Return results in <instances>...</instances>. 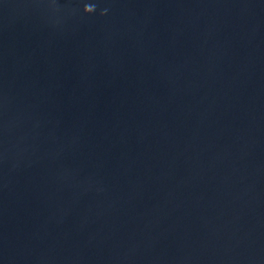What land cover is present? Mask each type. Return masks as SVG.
I'll return each instance as SVG.
<instances>
[{
    "label": "water",
    "instance_id": "1",
    "mask_svg": "<svg viewBox=\"0 0 264 264\" xmlns=\"http://www.w3.org/2000/svg\"><path fill=\"white\" fill-rule=\"evenodd\" d=\"M0 264H264V0H0Z\"/></svg>",
    "mask_w": 264,
    "mask_h": 264
}]
</instances>
